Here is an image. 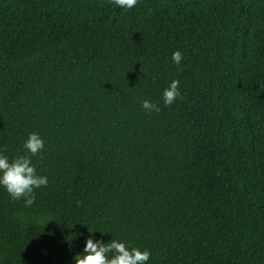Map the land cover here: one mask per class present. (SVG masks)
Listing matches in <instances>:
<instances>
[{"label":"trees","instance_id":"obj_1","mask_svg":"<svg viewBox=\"0 0 264 264\" xmlns=\"http://www.w3.org/2000/svg\"><path fill=\"white\" fill-rule=\"evenodd\" d=\"M30 133L48 184L0 186V264H75L89 237L264 264V0H0V154Z\"/></svg>","mask_w":264,"mask_h":264},{"label":"clouds","instance_id":"obj_2","mask_svg":"<svg viewBox=\"0 0 264 264\" xmlns=\"http://www.w3.org/2000/svg\"><path fill=\"white\" fill-rule=\"evenodd\" d=\"M113 2L121 8L132 9L137 5L138 0H113ZM172 60L179 65L182 53L179 50L173 52ZM180 96L179 81L172 80L163 92V102L166 106H170ZM141 106L149 113L152 111L159 113L161 110L157 104L147 99L142 101ZM24 148L28 154L11 160L6 155L0 154V186L14 201L23 198L25 206H31L35 202L34 189L46 187L48 184L47 177L37 173L31 160V156L43 150L44 141L38 133H30ZM150 256L151 253L147 249L141 251L137 247L113 239L108 243L94 242L89 237L85 241L83 253L75 255L73 259L75 264H147Z\"/></svg>","mask_w":264,"mask_h":264}]
</instances>
